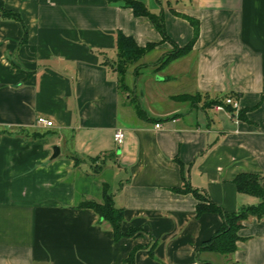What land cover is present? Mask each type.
<instances>
[{"label":"crops","instance_id":"obj_1","mask_svg":"<svg viewBox=\"0 0 264 264\" xmlns=\"http://www.w3.org/2000/svg\"><path fill=\"white\" fill-rule=\"evenodd\" d=\"M1 1L21 19L0 12V264H264V218L243 222L233 253L205 250L223 216L176 190L190 184L229 213L261 202L235 178L264 180V0H138L173 42L126 0ZM186 16L198 37L161 66L193 39ZM119 31L157 44L123 87L106 63ZM228 96L239 107L216 110ZM104 167L134 235L117 239L80 206L103 201L107 180H88Z\"/></svg>","mask_w":264,"mask_h":264},{"label":"trees","instance_id":"obj_2","mask_svg":"<svg viewBox=\"0 0 264 264\" xmlns=\"http://www.w3.org/2000/svg\"><path fill=\"white\" fill-rule=\"evenodd\" d=\"M126 6L132 8L135 15L146 16L150 18L155 27L162 34L163 40L172 41L166 32L163 16L153 14L143 2L138 0H126ZM0 12L4 17H10L19 20L21 19L19 13L7 8L1 0ZM187 18L194 26L195 34L193 39L184 47H180L175 44V49L172 52L166 54L164 58L158 62V64H161V66L167 64L175 58L185 55L192 48L195 40L197 39L199 34V24L194 18ZM156 45V43H148L146 46H140L133 36L126 35L122 31L118 32L117 57L113 61L106 60V63L117 72L120 86L123 87L125 85V76L128 68L140 60ZM177 98L196 99L197 96L190 97L189 95H183ZM138 109L141 115L147 113V111L141 106H139ZM114 154L115 152H113V155ZM235 184L239 191L259 197L261 202L258 205L244 206L238 212L229 213L225 212L222 207L216 205L214 202H211L208 199H206L209 201V204H207L204 199L205 196H203L199 190L193 188L190 184H187L185 188L176 189L179 192H192L198 199L203 200L197 205V211L199 214L205 211H215L223 216L224 221L217 234L207 241L202 247L205 250L218 252L221 254L233 253L237 249L238 240L241 238L238 232L243 222L251 216L264 218L263 178L255 173H241L235 178ZM80 206L89 207L95 210L101 219L111 225L114 235L117 239L124 236L134 235V229L123 230L125 211L122 207L116 206L114 194L110 192V186L108 183L104 184V195L102 202L87 200L82 202Z\"/></svg>","mask_w":264,"mask_h":264},{"label":"built area","instance_id":"obj_3","mask_svg":"<svg viewBox=\"0 0 264 264\" xmlns=\"http://www.w3.org/2000/svg\"><path fill=\"white\" fill-rule=\"evenodd\" d=\"M228 106L238 108L239 103L232 96H228V97L224 98L222 101H220L219 103H216L214 105L216 110H225V109H227ZM37 124L40 126L52 127L54 125V122L52 120L44 117V116H38ZM156 126L160 127L161 124L157 123ZM114 138L118 144H121L125 139L124 131L122 129H118L115 132Z\"/></svg>","mask_w":264,"mask_h":264},{"label":"rangeland","instance_id":"obj_4","mask_svg":"<svg viewBox=\"0 0 264 264\" xmlns=\"http://www.w3.org/2000/svg\"><path fill=\"white\" fill-rule=\"evenodd\" d=\"M190 97H193L192 95H189ZM115 173H114V170L111 169L110 167L106 168L104 167L103 168V171L101 172V174L95 176L93 179H89L88 180V184L91 188H94V190H96V181L98 180L99 181V178H104L107 180V183L110 185V192L113 193V186L112 184L115 183Z\"/></svg>","mask_w":264,"mask_h":264},{"label":"water","instance_id":"obj_5","mask_svg":"<svg viewBox=\"0 0 264 264\" xmlns=\"http://www.w3.org/2000/svg\"><path fill=\"white\" fill-rule=\"evenodd\" d=\"M53 150H54L53 158H56L60 154V146L59 145H55L53 147Z\"/></svg>","mask_w":264,"mask_h":264}]
</instances>
